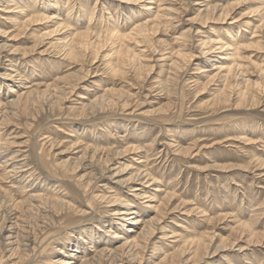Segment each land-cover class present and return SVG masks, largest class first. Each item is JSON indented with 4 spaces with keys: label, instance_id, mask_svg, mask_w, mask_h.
I'll use <instances>...</instances> for the list:
<instances>
[{
    "label": "rangeland",
    "instance_id": "obj_1",
    "mask_svg": "<svg viewBox=\"0 0 264 264\" xmlns=\"http://www.w3.org/2000/svg\"><path fill=\"white\" fill-rule=\"evenodd\" d=\"M148 1L0 0V264H264V0Z\"/></svg>",
    "mask_w": 264,
    "mask_h": 264
},
{
    "label": "bare ground",
    "instance_id": "obj_2",
    "mask_svg": "<svg viewBox=\"0 0 264 264\" xmlns=\"http://www.w3.org/2000/svg\"><path fill=\"white\" fill-rule=\"evenodd\" d=\"M148 2H150V3H156V1L155 0H150V1H148ZM146 12H152L151 10H154L155 9V7H152V5H147L146 6ZM145 14V13H144ZM150 15H151V13H149ZM148 15V14H147ZM155 17H157L158 18V16L156 15ZM145 23V22H144ZM147 24H141V23H138L136 26H135V28H134V30L135 31H137V32H144V30L146 29V27H153L154 25H156V24H154V23H152V21H147L146 22ZM58 26H61V23L58 25ZM113 35H115L114 33H112L111 34V37L113 36ZM216 47H217V51H215V52H217V53H220V54H223L224 52H226V50H228L229 51V49L231 50V48H228V46L229 45H227V44H223V42H222V44H216L215 45ZM72 49V48H71ZM234 51H236L235 49L233 50V52L231 51V53H227V54H225L224 56V62L222 61V62H219V63H214L213 65H212V70H209L210 72L211 71H214L215 73H217V74H219V73H223V72H227V74H237L236 73V70H240V72H242L241 71V67H240V65L238 64L239 62H237V59H236V57H235V55H236V53H234ZM260 67V66H259ZM258 67V69H259V71L261 72L262 70H263V73H264V69L263 68H259ZM205 71H208V70H205ZM262 74V73H261ZM225 77H224V80H225V82H227L228 83V81L230 82V79H229V77L227 76V75H224ZM216 77V76H215ZM229 79V80H228ZM233 80V79H232ZM247 80V79H246ZM264 82V81H263ZM229 85V84H228ZM257 85V84H256ZM126 204H125V207L126 208H128L129 206H131L132 205V203L131 202H129V201H127V202H125ZM123 209V210H121L118 214H121V215H123V214H127V213H129L128 212V210L127 209ZM130 213H132V212H130ZM124 217H122L121 219H123ZM132 223H133V221H132ZM134 223H138L137 221L136 222H134ZM176 226H180V227H183L182 226V224H177ZM114 235H116V236H118L117 234H114ZM119 237V236H118ZM68 262H71V261H68ZM67 262V263H68Z\"/></svg>",
    "mask_w": 264,
    "mask_h": 264
}]
</instances>
